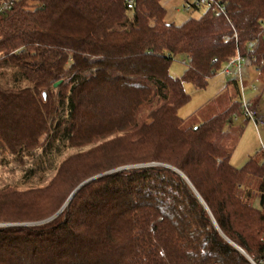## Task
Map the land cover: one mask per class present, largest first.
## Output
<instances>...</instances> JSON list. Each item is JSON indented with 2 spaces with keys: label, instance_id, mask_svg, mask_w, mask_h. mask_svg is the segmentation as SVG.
Returning a JSON list of instances; mask_svg holds the SVG:
<instances>
[{
  "label": "trees",
  "instance_id": "16d2710c",
  "mask_svg": "<svg viewBox=\"0 0 264 264\" xmlns=\"http://www.w3.org/2000/svg\"><path fill=\"white\" fill-rule=\"evenodd\" d=\"M217 1L225 16L180 24L161 0H15L0 12V223L11 224L0 264L263 257L264 151L230 162L237 82L212 116L178 115L185 83L206 88L237 52L264 61V0Z\"/></svg>",
  "mask_w": 264,
  "mask_h": 264
},
{
  "label": "rangeland",
  "instance_id": "374dc122",
  "mask_svg": "<svg viewBox=\"0 0 264 264\" xmlns=\"http://www.w3.org/2000/svg\"><path fill=\"white\" fill-rule=\"evenodd\" d=\"M161 3L166 11L165 21L167 23L180 24L182 21L188 18H195L200 14L199 11H185L183 9V0H161ZM143 12L148 16L146 10H143ZM222 68L223 67H221L217 74L210 79L207 87L204 89L196 90L190 83L184 84V91L189 96V99L178 110V115L181 118H187L191 114L202 109L199 112L198 120H203L221 110L218 98L222 95L221 92L225 86V82L229 79L221 72ZM183 70L184 66L182 60L178 58L175 59L170 66V72L174 76L179 77L182 75ZM242 81L245 100L254 101L255 98H258L259 102L257 108L261 114L264 113V76L257 73L253 66L247 64L242 68ZM250 84L254 85V90L249 88ZM237 128H240L242 133L240 132L238 133L239 135H236L237 137L234 142L230 162L235 168H240L246 162L248 156L259 151L262 145L264 146V126L256 128L253 122L246 121L245 118L240 116L237 121L232 124L233 131ZM134 167L140 166H129L126 168ZM254 205L258 207L257 202H255ZM9 225L11 224L0 223V227ZM17 225L26 226L27 224Z\"/></svg>",
  "mask_w": 264,
  "mask_h": 264
},
{
  "label": "built area",
  "instance_id": "2783aa9c",
  "mask_svg": "<svg viewBox=\"0 0 264 264\" xmlns=\"http://www.w3.org/2000/svg\"><path fill=\"white\" fill-rule=\"evenodd\" d=\"M15 0H6L0 4V12L9 9ZM133 5V0H126V6L128 9H131ZM185 11H194L198 10L203 13H209L214 17H222L225 16L226 11L225 7L222 3L218 2L217 0H191L189 2L184 3ZM233 39L236 40L237 35L234 32ZM230 37L225 36L224 41H229ZM215 59L213 60V62ZM249 64V56L248 55H241L240 53H236L233 58H231L228 62H226L222 68V73L229 79H234L237 82L238 90H239V108L241 111V117L245 118L247 121H251L254 123L256 128L259 126H264V116L263 113L261 114L257 108L253 104V101L245 100L243 96V81H242V68L243 66ZM255 71L259 73L260 69H264V61H261L259 66H253ZM250 89L254 90V85L250 84ZM238 118L237 115H234V120ZM261 150L264 151V146L262 145ZM262 241H264V235L262 236ZM251 264H264V250H263V257L255 262L250 259L249 261Z\"/></svg>",
  "mask_w": 264,
  "mask_h": 264
},
{
  "label": "water",
  "instance_id": "95a60500",
  "mask_svg": "<svg viewBox=\"0 0 264 264\" xmlns=\"http://www.w3.org/2000/svg\"><path fill=\"white\" fill-rule=\"evenodd\" d=\"M60 84V81H58V82H56L53 86L54 87H57L58 85ZM168 167V166H167ZM121 169H124V168H120V169H117V170H121ZM117 170H115V171H117ZM111 172H113V171H111ZM111 172H108V173H105V174H103V175H106V174H109V173H111ZM176 172L177 173H179L177 170H176ZM185 180H186V178L181 174V173H179ZM103 175H99V176H95V177H92V178H90V179H88V180H86V181H84L83 183H81L80 185H78L76 188H75V190L72 192V194L70 195V197L68 198V200H67V202L65 203V205L63 206V208L66 206V204L71 200V198L73 197V195L81 188V187H83L84 185H86V184H88L90 181H92V180H94V179H97V178H99L100 176H103ZM187 181V180H186ZM194 191V190H193ZM200 199V198H199ZM200 201H201V203L204 205V203L202 202V200L200 199ZM205 206V205H204ZM206 207V206H205ZM62 208V209H63ZM62 209H60L54 216H52L51 218H49V219H47V220H45V221H43V222H39V223H34V224H27V225H37V224H41V223H45V222H48V221H50V220H52L55 216H57L61 211H62ZM207 209V208H206ZM213 224H214V226L216 227V223H215V221L213 220ZM26 225V226H27ZM233 245V244H232ZM234 247H235V249L236 250H238L240 253H242L243 255H245V257H247L246 256V254L241 250V249H239L237 246H235V245H233ZM247 259L250 261V259L247 257Z\"/></svg>",
  "mask_w": 264,
  "mask_h": 264
},
{
  "label": "crops",
  "instance_id": "0c3cea01",
  "mask_svg": "<svg viewBox=\"0 0 264 264\" xmlns=\"http://www.w3.org/2000/svg\"><path fill=\"white\" fill-rule=\"evenodd\" d=\"M262 76H263V75H262ZM228 80H229V79H228ZM228 80H227V81H228ZM227 81H226V82H227ZM226 82H225V84H226ZM224 88H225V86H224ZM224 88H223L222 92L224 91ZM222 92H221V93H222ZM238 118H239V117H238ZM238 118H237V119H238ZM237 119L234 120L233 122L237 121ZM246 121H247V120H246ZM234 130H235V132H237V133H240V132H241V129H240V128H237V129H234ZM241 133H242V132H241ZM256 152H257V151H256ZM257 203H258V202H257Z\"/></svg>",
  "mask_w": 264,
  "mask_h": 264
}]
</instances>
